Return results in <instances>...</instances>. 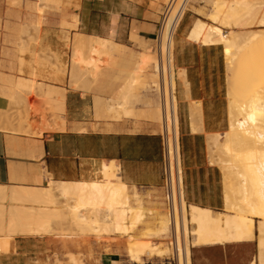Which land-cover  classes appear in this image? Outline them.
I'll use <instances>...</instances> for the list:
<instances>
[{
    "label": "crops",
    "instance_id": "obj_1",
    "mask_svg": "<svg viewBox=\"0 0 264 264\" xmlns=\"http://www.w3.org/2000/svg\"><path fill=\"white\" fill-rule=\"evenodd\" d=\"M165 1H70L63 16L66 23L73 28L40 31V47H49L60 57L63 64H70L69 70H72L73 50L77 49L75 53L82 55V60L76 61L73 67L74 76L87 75L86 82L91 79V83L81 82L79 85H87L86 88L93 91L66 89L61 96L64 101L65 122L63 126L59 125L60 130L28 136L0 128V188L7 192V200L1 203L6 211L14 205H30L12 203L9 190L44 189L48 181H88L96 175L103 162L112 163L116 166V177L125 188L130 221L139 214L141 222L137 223L135 229H140L146 218L145 198L148 197L149 203H153L148 192L152 195L158 194L162 187V144L161 130L156 124L160 123L158 109L155 108L152 112L156 123L134 120L135 117L132 116L135 107L132 108V98L140 71L144 72L147 81L152 80L153 46ZM212 1L209 0V3ZM53 2L55 3L50 4H56L58 0ZM38 10L34 12V20L28 24L37 23ZM48 20L58 21L53 17ZM195 20L184 16L178 26L173 49L177 113L179 121L183 120L184 129L181 136L184 140L183 193L188 205L208 209L213 213H224L222 176L219 168L210 163L205 147L209 135L224 133L228 127L226 58L220 45L204 46L188 38ZM67 34L70 39L69 49L66 48ZM96 40L107 43V56H101L100 61L104 65L95 76H91L89 63L93 57L90 55L92 49L99 46ZM16 44L19 46L20 42ZM10 48L12 49H3L1 55L8 56L10 51H14L13 47ZM18 50L17 48L14 52L18 53ZM16 58L20 66V56ZM141 62H144L143 66ZM134 78L136 85L129 94L130 108H127L131 116L125 117L117 110L108 113V103L117 101ZM19 80L30 81L19 75L14 82L15 87ZM64 82H69V78L66 77ZM61 85L62 79L60 82L50 83L51 87L56 88ZM95 97L105 102L96 98L94 103ZM1 105L0 103V107ZM191 110L199 113L202 118L201 130L196 133L190 130ZM94 111L97 116H110L113 120L94 119ZM146 113L144 110V114ZM220 209L222 212H216ZM7 218L6 215V220ZM56 225V222L52 224L55 231L58 230ZM147 230L153 229H143L141 236ZM165 231L164 225L161 232ZM26 235H10L6 251L0 252V264H48L46 250L51 243L50 235H56V232ZM4 236L0 234V238ZM250 242L190 247V261L193 248V264H251L253 254L239 247V244L249 245ZM76 244L79 242H64L61 248L71 249ZM152 254L160 257L161 252L157 248L150 254L146 253V257L142 256L139 262L129 261L133 264H159L156 259L148 258ZM129 261L124 262L118 253H103L94 264H131ZM57 262L63 264L59 260ZM54 263L53 260L51 264ZM66 263L68 264V259Z\"/></svg>",
    "mask_w": 264,
    "mask_h": 264
},
{
    "label": "bare ground",
    "instance_id": "obj_2",
    "mask_svg": "<svg viewBox=\"0 0 264 264\" xmlns=\"http://www.w3.org/2000/svg\"><path fill=\"white\" fill-rule=\"evenodd\" d=\"M171 1L168 2V9ZM178 4L177 2V6ZM219 5L215 3L214 11L209 18L215 25L204 24V26L198 27V31L195 32L196 34L194 33L195 37H193L200 45H220L224 51L226 66L232 64L244 49L250 56V59L238 71L234 87V91L245 88L246 91L243 93L249 98L242 103L235 104L234 112L232 111L228 117V127L224 137L229 146L232 145L240 151V166L233 172L234 182L231 187H225V191L223 190L224 209L228 213L224 212L213 216L208 209L188 205L183 190L181 191L180 209L175 212L173 218L166 215L171 225L170 233H174V243L170 245H172V255L176 264H191L190 247L243 243L256 238V264H264V84H260L263 79L262 75H264V29L242 30L245 27H253L255 23L259 27H264V2L255 8L251 7L245 12L246 17H243V14V18L240 19L238 17L240 12H235L233 4L228 7L227 16L221 17L223 13L221 10L224 7H221L222 4L220 7ZM175 8L177 10L176 5ZM179 10L172 21L173 9H171L163 34L161 37L159 36L161 46L164 47L168 44L170 51L174 49L173 36L179 20L184 14L183 9ZM224 29L227 31L224 32ZM193 37L192 40H194ZM75 51L76 49L73 50V52ZM155 59L153 79L148 85L151 93L156 94L160 100L161 91L159 92L158 82L161 77L163 78L165 108L160 100L161 107L158 111L159 114H162L160 120L165 135L161 134L167 139L172 170L176 172L181 181L183 177L177 100L174 92L176 86L173 54L170 53L168 62L162 67V72L156 56ZM142 64L144 62H141ZM132 84L133 79L130 81V87ZM249 87L252 92L248 95ZM129 106L128 99L119 105L126 117L131 116L130 110H128ZM218 138L220 139V137ZM226 152H229L228 147ZM228 156L231 157V155ZM234 158L236 157L234 156ZM115 168L116 166L112 163L103 162L95 179L92 180L76 183L47 180L49 188L44 191L25 188L9 190L12 203H29L30 205L29 207L11 206L7 210L8 212L4 206H0V223L6 222L17 227L23 224H29V227L30 225L38 226L42 227V232L47 234L50 231L47 232L45 227L48 228L54 222L66 220L74 224L75 227L96 235L132 238L133 228L141 220L137 214L133 218L134 221H132L133 219H131L132 222L130 221V209L125 188L116 177ZM6 193L4 188H0V202L7 200ZM59 200H61V205L57 206L56 203L60 202ZM32 229L29 231H33ZM36 231L37 227L33 232ZM6 236L0 238V252H5L7 249L9 239ZM190 236L194 237L192 242L189 241ZM148 244L143 241L133 243L130 241L127 244L130 260L139 262L146 253L150 254L157 250L158 246ZM57 264L61 263L57 262ZM251 264H255L254 261Z\"/></svg>",
    "mask_w": 264,
    "mask_h": 264
},
{
    "label": "rangeland",
    "instance_id": "obj_3",
    "mask_svg": "<svg viewBox=\"0 0 264 264\" xmlns=\"http://www.w3.org/2000/svg\"><path fill=\"white\" fill-rule=\"evenodd\" d=\"M40 1L41 2H39L38 0H0V91H3V94H0V103L2 104L0 107V128L17 133H22L28 136H39L44 131H56L61 129L59 125L63 126L65 122L64 101L61 96L64 95L66 89L75 90L81 88L87 91H93L91 89H87V85H79V83L81 82L87 83V75L78 74L74 76L73 67L76 61H80V59L82 60V55L75 53L77 49L75 52H73L72 55V70H69L70 64H63L60 57L56 53H54L49 47H40L39 43V35L41 34V30L50 28L70 30L73 28L72 25L66 23L63 15L70 1L75 0H58V3L56 4H50L55 3L53 2V0ZM175 1L176 0H172L169 10L167 11L160 37L163 34L165 24L171 12V9H173L172 21L175 19L174 17L177 16L176 14H178V12L180 11L179 9H183L184 14H182L179 20L180 22L182 21L184 16L190 17L194 20L197 19L194 21L192 29L190 30L188 35V38L195 43H197V40H195L194 37L196 34L195 32L198 31V27L204 26V24L215 25L209 19L212 12L214 11L215 3L220 4L219 7L221 6V4V7H224L221 10L223 12L222 15L220 12L221 17L227 16L228 7L233 4L234 10L236 9L235 12H240H238L239 15L238 13H236L240 19L246 17L245 12L248 11L251 7L255 8L259 6L260 3L264 2V0H213L210 4L209 0H181L182 3L180 0H177L176 3ZM168 2L169 0L165 1V6L168 5ZM177 2L182 5L178 4L177 6ZM174 4L176 5L177 10ZM35 10L39 11L38 18H36L37 23L28 24L32 19L34 20ZM49 17H53L54 19L57 18L58 21L51 22L48 20ZM180 22L178 23L175 30L173 40L175 39ZM259 29H264V27H259L257 26V23H255L253 27H245L242 30L249 31ZM223 31L226 32L227 30L225 29ZM192 37L194 40H192ZM18 41L20 42L19 46L16 44ZM66 41V48L69 49L70 39L68 37V34L66 37ZM96 41L99 42V46L98 48H93L90 55V57H93L92 59L90 58L89 63L91 76H95L102 65H104V63L100 61L101 56H107V52H105V50H107V43L101 40ZM9 46L13 47L14 51L18 48V53L10 51L8 56L1 55V51L3 49H12ZM153 47L155 48V43ZM154 48V56L151 59V63L153 61L155 64L156 59ZM18 55L20 56V66H18L16 58L18 57ZM76 57H78L77 60ZM249 59L250 56L248 55V51L244 49L237 55V58L233 61L232 64H227L226 66V99L228 106V117H230V113L232 111L234 112L235 104L242 103L249 98V96L247 98L246 94L243 93L244 91H246L245 88H239L237 89V91H234V87L236 85L235 81L238 76L237 73ZM148 61L150 62V59H148ZM17 68L19 69L16 70ZM137 72L139 71H136V73ZM3 73L8 74L9 76H5ZM19 75H21V77L23 78L29 79L30 81L19 80L15 87L14 82L18 80ZM66 77L69 78V82L65 84L64 79H66ZM262 78L263 79L260 81V84H264V75H262ZM61 79L63 81V85H61L60 88L50 86V83L60 82ZM91 81L92 80L90 79V82H88L87 84H90ZM137 83L138 84L136 85V79L134 78L132 86L130 87L129 83L124 93L117 101L108 103L107 111L108 113H112L114 112V110H117L121 113V115L125 116L119 105H122L124 100H129V94L136 85L133 91L134 96L132 98V108L135 107L136 114L133 109L134 114L132 117H135L134 120L143 122H147L146 120H148L150 122L156 123L152 112L155 108L159 109L161 107L160 100L158 99V96L156 94L151 93L148 85L149 81H147L146 75L143 71L139 72L137 76ZM251 92L252 89L249 87L247 94L249 95V93ZM96 98L97 97L94 98V103ZM99 100L105 102V100ZM144 110L147 111L146 114H144ZM159 117L161 119V113L159 114ZM93 118H111L109 120H113V118L110 116H97L95 111ZM182 121L183 120L179 121V148L181 157V169L183 172L182 156L184 140L183 138H181V136L184 129L182 126ZM189 122L190 130L192 133H196L201 130L202 118L199 113L191 110L189 115ZM156 124L160 127V132L165 135L162 121L160 120V123ZM226 131L221 134L209 135L208 137L206 136L207 146L205 147V150L207 152L206 155H208L210 163L219 168L220 174L222 176L223 190L225 189V187H231L234 182L233 172L236 171V168L238 166H240V151L232 145L229 146L227 144L226 138H224ZM218 137H220V139ZM227 147L229 148L228 153L226 152ZM227 154L231 155V157H229ZM234 156L236 158H234ZM95 177L96 175L89 180L95 179ZM47 188H49L48 183L46 188L38 190L44 191ZM148 195H150L153 203H149L150 200H148V197L145 198L144 206L147 208L145 209V222L139 229L141 231H136V229L133 228V231L131 233L132 238L124 236L120 237L96 235L87 230H82L77 226L75 227L74 224L66 220L56 222V228H58V230L56 231L53 229L52 225L48 228L45 227L47 232H56V235H50L51 243L46 250V258L48 260V264H51L53 260L55 263H57V261L59 260L63 264H67V259L68 264H82V262L84 264H94L97 263V260L103 253H118L121 255V259L124 262L125 260L129 261L130 258L128 257L127 253V244L130 241L132 243L143 241L147 244L149 243L148 245L156 247L158 246L157 248L161 252L160 257L152 254L151 256H148V258L151 260L156 259V262H159V264H166L165 262L176 264L175 261L171 262V225L166 216L167 211L163 204L162 190H160L158 194L153 195L152 193L148 192ZM59 201L60 202L56 203L57 206L61 205V200ZM0 206H3L1 202ZM216 212H222V209ZM224 212L228 213L226 211ZM218 214L219 213L212 212L213 216H217ZM163 221H165L164 224ZM255 221L256 224H258L257 220ZM3 223H0V234L2 231V234L4 233L3 235H7L6 237H8V239H10V235L16 234V232L24 234H30L31 232L33 234H46L42 232V227L32 225H30L29 227V224H25L28 226H25L23 224L25 227L23 225H18L17 227L14 225L12 226L11 224H8L6 222ZM164 225L166 227V231L163 233L161 232V229ZM27 227H29L30 229H32L33 227V231H35L37 227V231H29L30 229ZM143 229L153 230H147L145 235L141 236V232H143ZM50 232H48L47 234H50ZM193 240L194 237L190 236L189 241L192 242ZM253 240L256 242V238H253ZM68 241H72L75 243L79 242V244L73 245L71 249L65 247L63 250L61 248L62 244ZM255 242H250L251 244L249 245L239 244V247L243 251L252 253V261H254V263L256 264L255 259H257V242L256 244ZM194 254L195 251L193 248H191V264H193ZM129 262L133 264L131 261Z\"/></svg>",
    "mask_w": 264,
    "mask_h": 264
},
{
    "label": "built area",
    "instance_id": "obj_4",
    "mask_svg": "<svg viewBox=\"0 0 264 264\" xmlns=\"http://www.w3.org/2000/svg\"><path fill=\"white\" fill-rule=\"evenodd\" d=\"M168 11V5L165 6L162 14L161 20L159 22L157 36L155 39V56L158 60L160 70L162 72V67L164 64L168 62L170 53L173 54V50L170 51V48L167 45L164 47L161 46L159 42L160 32L162 30V26L165 20V15ZM164 82L163 78L161 77L160 81L158 82V89L160 94V100L162 101L163 108H165V92H164ZM175 96H176V88H175ZM161 136V144H162V173H163V183H162V199L167 214L170 217H174L175 212L180 209V193L183 190V183L182 180L180 181L178 175L171 167V161L169 157V152L167 149V139L163 134ZM171 234V242L170 244L174 243V233ZM172 247V245H171ZM171 262H174V256L171 257ZM166 264H171L170 262H165Z\"/></svg>",
    "mask_w": 264,
    "mask_h": 264
}]
</instances>
